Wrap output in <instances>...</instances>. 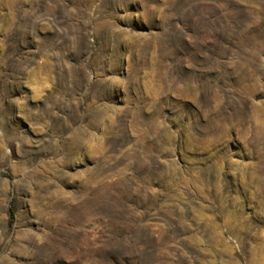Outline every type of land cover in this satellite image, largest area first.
Returning a JSON list of instances; mask_svg holds the SVG:
<instances>
[{
	"label": "clouds",
	"instance_id": "9594fccd",
	"mask_svg": "<svg viewBox=\"0 0 264 264\" xmlns=\"http://www.w3.org/2000/svg\"><path fill=\"white\" fill-rule=\"evenodd\" d=\"M0 264H264V0H0Z\"/></svg>",
	"mask_w": 264,
	"mask_h": 264
}]
</instances>
